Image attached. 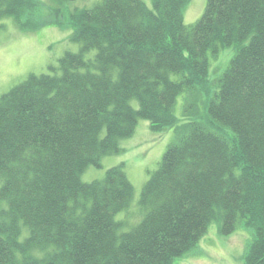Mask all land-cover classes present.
Here are the masks:
<instances>
[{"label": "trees", "instance_id": "1", "mask_svg": "<svg viewBox=\"0 0 264 264\" xmlns=\"http://www.w3.org/2000/svg\"><path fill=\"white\" fill-rule=\"evenodd\" d=\"M190 1L74 11L82 51L0 98V264H174L216 219L224 236L251 230L244 264H264V0H207L188 26ZM40 6L0 0V19L31 31L58 22L39 17ZM229 47L214 89L209 56ZM140 119L155 133L174 128L175 141L142 190L141 221L124 231L116 216L134 196L124 165L102 181L81 176L119 153Z\"/></svg>", "mask_w": 264, "mask_h": 264}, {"label": "rangeland", "instance_id": "2", "mask_svg": "<svg viewBox=\"0 0 264 264\" xmlns=\"http://www.w3.org/2000/svg\"><path fill=\"white\" fill-rule=\"evenodd\" d=\"M40 15L57 23L41 27L39 30H21L12 17L0 19V98L12 88L20 85L32 74L52 75L60 59L67 53H80L82 44L73 38L74 30L71 14L76 10L92 9L102 0H38ZM152 7L151 0H142ZM207 0H191L184 11V23L193 25L198 22L206 9ZM57 12H59L57 14ZM96 50L84 54L86 60H93ZM235 55V48L229 47L220 51L215 59L209 56V80L215 84L228 67ZM184 95L178 99L176 115H182ZM131 105L138 108V102ZM185 119V118H184ZM182 119V120H184ZM175 141L174 128L162 133H155L150 122L140 119L134 135L119 141L120 152L105 156L98 167L89 166L81 176L83 183L102 181L109 169L124 165V171L134 187V196L130 207L116 216L117 220L125 219L129 231L141 221L139 205L142 190L158 168L168 147ZM8 210V204L0 200L1 213ZM220 220H214L197 247L185 256L176 259L174 264H244V257L253 241V232L242 226L231 235L220 232ZM29 236L27 227L22 226L20 241ZM37 257H43L45 251H34Z\"/></svg>", "mask_w": 264, "mask_h": 264}]
</instances>
